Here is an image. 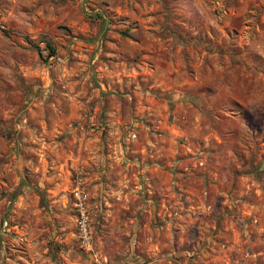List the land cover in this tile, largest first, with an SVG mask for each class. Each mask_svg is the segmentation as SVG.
<instances>
[{
	"label": "rangeland",
	"instance_id": "1",
	"mask_svg": "<svg viewBox=\"0 0 264 264\" xmlns=\"http://www.w3.org/2000/svg\"><path fill=\"white\" fill-rule=\"evenodd\" d=\"M0 20V264H264V0Z\"/></svg>",
	"mask_w": 264,
	"mask_h": 264
},
{
	"label": "built area",
	"instance_id": "2",
	"mask_svg": "<svg viewBox=\"0 0 264 264\" xmlns=\"http://www.w3.org/2000/svg\"><path fill=\"white\" fill-rule=\"evenodd\" d=\"M6 30V26L4 23L0 20V33ZM43 53H46L45 49H42ZM77 210H78V219H77V224H78V231H79V236L81 239L82 245L85 247L89 244L88 243V235L86 231V223H85V215H84V209L82 207V203L80 201V198L77 197Z\"/></svg>",
	"mask_w": 264,
	"mask_h": 264
},
{
	"label": "trees",
	"instance_id": "3",
	"mask_svg": "<svg viewBox=\"0 0 264 264\" xmlns=\"http://www.w3.org/2000/svg\"><path fill=\"white\" fill-rule=\"evenodd\" d=\"M97 16L101 17L100 14H97ZM45 46L47 47L48 49V52H47V55L46 56H50L54 53V49L52 48V46L48 43H45ZM40 50V49H39Z\"/></svg>",
	"mask_w": 264,
	"mask_h": 264
}]
</instances>
